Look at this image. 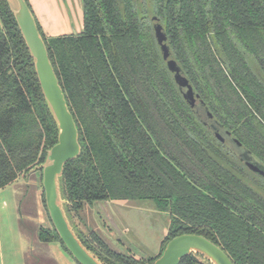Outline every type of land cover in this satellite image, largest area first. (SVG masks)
Masks as SVG:
<instances>
[{
  "label": "trees",
  "instance_id": "obj_1",
  "mask_svg": "<svg viewBox=\"0 0 264 264\" xmlns=\"http://www.w3.org/2000/svg\"><path fill=\"white\" fill-rule=\"evenodd\" d=\"M83 3L80 34L49 36L37 23L79 130L81 154L66 163L62 188L84 243L105 264H153L169 240L193 233L235 264H264V0ZM154 16L189 84L164 59ZM58 135L31 51L0 0V189L44 163ZM116 200H151L169 214L154 257L81 228L86 204ZM38 235L70 254L54 226ZM181 264L208 263L191 254Z\"/></svg>",
  "mask_w": 264,
  "mask_h": 264
},
{
  "label": "rangeland",
  "instance_id": "obj_2",
  "mask_svg": "<svg viewBox=\"0 0 264 264\" xmlns=\"http://www.w3.org/2000/svg\"><path fill=\"white\" fill-rule=\"evenodd\" d=\"M28 1L36 17V13L41 10L45 13L50 6V16L47 17L49 23L56 22V14L61 16L57 6L56 14L52 11L53 3L43 4L44 0H37L39 3L33 5L32 0ZM71 1L67 0V3L71 4ZM74 1L80 7V18L83 20V0ZM9 188L17 196L15 201L9 192L0 189V264H16V260L24 264L25 261L28 262V257L34 261L38 259V255L52 256L54 251L50 243L54 241L46 243L38 235L39 226H53L43 200L44 188L40 169L26 176L21 175ZM82 217V222L77 219L85 233L89 234L94 230L115 250L130 254L132 252L137 257H154L159 253L170 223L169 214L158 211L151 200H116L86 204ZM25 232L27 239L23 235ZM26 240L30 251L26 248ZM68 256L72 257L69 253Z\"/></svg>",
  "mask_w": 264,
  "mask_h": 264
},
{
  "label": "water",
  "instance_id": "obj_3",
  "mask_svg": "<svg viewBox=\"0 0 264 264\" xmlns=\"http://www.w3.org/2000/svg\"><path fill=\"white\" fill-rule=\"evenodd\" d=\"M7 1L34 58L44 96L59 128L58 142L48 151L46 161L34 167L31 172L42 169V185L48 213L73 259L78 264H105L80 237L78 228L67 210V200L63 193L62 177L65 165L77 158L82 150L75 117L50 59L34 11L27 0ZM157 35L168 66L177 79L188 84L189 78L175 60L164 30L157 27ZM191 254L199 256L208 264H235L216 242L204 235L193 233H183L169 240L163 253L153 264H181L182 260Z\"/></svg>",
  "mask_w": 264,
  "mask_h": 264
},
{
  "label": "crops",
  "instance_id": "obj_4",
  "mask_svg": "<svg viewBox=\"0 0 264 264\" xmlns=\"http://www.w3.org/2000/svg\"><path fill=\"white\" fill-rule=\"evenodd\" d=\"M37 0H32V4H37ZM39 3V2H38ZM53 3V4H52ZM43 4H49L53 7L54 14H56L55 8L57 6V9L59 12L61 11V16L56 14V22L49 23L50 21L47 19L49 15L48 8L45 11V13L39 11L37 14V17L39 18L40 24L44 28L45 32L48 35L51 36H57L61 34H67L70 33L72 30H78L81 27V18H80V7L77 6L74 0L70 3H67V0H44ZM77 6V7H76ZM46 14V17L44 16ZM55 16V15H54ZM80 18V19H79ZM80 20V24H79ZM11 185V184H10ZM8 187V188H7ZM4 188V191L9 192L11 197L16 201L17 194L11 190H9V186ZM22 218V217H21ZM32 232V230H31ZM23 235L26 236L27 239V233L25 232ZM26 247L27 249L30 248L29 243L27 244L26 240ZM50 245H52V250L54 251V254L52 256H48L46 254L38 255V259H35L32 261V259H29L28 262L25 261L24 264H77V262L71 257L68 256V253L64 250L63 246L59 242H51ZM30 251V249H29ZM52 257V259L50 258ZM54 259V260H53ZM6 258L4 259V261ZM5 264V263H4ZM15 264V262L13 263ZM16 264H23L16 260Z\"/></svg>",
  "mask_w": 264,
  "mask_h": 264
},
{
  "label": "flooded vegetation",
  "instance_id": "obj_5",
  "mask_svg": "<svg viewBox=\"0 0 264 264\" xmlns=\"http://www.w3.org/2000/svg\"><path fill=\"white\" fill-rule=\"evenodd\" d=\"M152 20H153V24H154V30H155V33H156V36H157V38H158V35H157V27H159V28H162V30H164V26H163V24L157 19V16H154V18H152ZM84 28H85V19H84V3H83V20L81 19V27H80V29H78V30H72L70 33H67V34H80V33H82V31L84 30ZM164 33H165V30H164ZM158 41H159V38H158ZM159 45H160V48H161V44H160V42H159ZM161 51H162V48H161ZM162 54H163V52H162ZM163 57H164V55H163ZM164 59H165V57H164ZM166 60V59H165ZM166 62H167V60H166ZM168 64V63H167ZM170 68V67H169ZM183 70V69H182ZM172 71V70H171ZM184 71V70H183ZM173 72V71H172ZM174 74V73H173ZM187 75V74H186ZM174 76H175V74H174ZM175 78H176V76H175ZM176 80L178 81V83L179 84H181V85H185L186 83H182L179 79H177L176 78ZM190 83V82H189ZM188 83V84H189Z\"/></svg>",
  "mask_w": 264,
  "mask_h": 264
}]
</instances>
